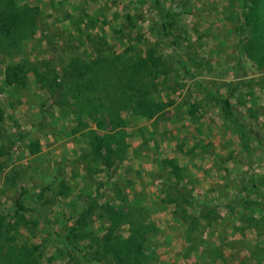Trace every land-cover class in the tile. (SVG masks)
Segmentation results:
<instances>
[{"label": "rangeland", "instance_id": "rangeland-1", "mask_svg": "<svg viewBox=\"0 0 264 264\" xmlns=\"http://www.w3.org/2000/svg\"><path fill=\"white\" fill-rule=\"evenodd\" d=\"M159 1L175 23L169 37L154 0H0V264H264V0ZM23 64L25 84L13 91L6 68ZM198 81L231 101L252 162L242 148L238 164L212 176L205 189L221 199L197 203V187H178L188 225L164 218L157 228L116 201L118 178L92 176L88 146L81 176L79 135L65 116L95 99L100 128L157 114V124L168 120L160 133H192L175 119L198 109L215 117ZM16 197L26 212H16Z\"/></svg>", "mask_w": 264, "mask_h": 264}, {"label": "crops", "instance_id": "crops-1", "mask_svg": "<svg viewBox=\"0 0 264 264\" xmlns=\"http://www.w3.org/2000/svg\"><path fill=\"white\" fill-rule=\"evenodd\" d=\"M193 102L196 101L193 99ZM182 109L185 110V107ZM205 112L204 109H198L196 113L186 114L185 121L175 119L176 124L190 122L192 133H160L163 132V123L168 120L157 124V114L151 115L149 120L140 126L127 124L122 128L116 126L113 130L98 127L95 124L97 121L89 124L83 115L70 113L65 117L72 118L71 133L79 135L81 152L76 161L83 172L81 176H85L87 169L82 163V151L85 152L83 149L88 146L89 153L93 156L92 163L95 165V171L91 175H104L106 180L118 178L122 182L120 187L123 197H116V201H122L131 209L145 211L146 219L152 218L155 220L153 225L160 228L164 218L178 225L180 224L177 222L183 218L185 226L188 225L183 213L189 208L183 203L181 195L172 194L168 187L176 186L181 190L190 186L197 187V203L203 200L212 201V198L219 197L215 191L205 189L214 186L212 176H219L240 162L242 147L237 134L225 133L227 122L217 107L214 109L215 117H210L212 112ZM131 115L136 119L143 117L142 114L132 111ZM213 128L217 129V133H211ZM88 132L90 140L86 141L84 136ZM95 150L106 155L112 154L113 151L120 152V156H106L105 159L95 153ZM170 162L175 166L176 172ZM216 182L222 184L219 179ZM203 190L204 193L201 192Z\"/></svg>", "mask_w": 264, "mask_h": 264}, {"label": "trees", "instance_id": "trees-1", "mask_svg": "<svg viewBox=\"0 0 264 264\" xmlns=\"http://www.w3.org/2000/svg\"><path fill=\"white\" fill-rule=\"evenodd\" d=\"M11 1L12 0H10V2ZM244 1H246V0H244ZM160 4L161 3H160L159 0H154V5H155V8L158 11V16H159V19L161 21V27H162L161 30L163 31V34L166 37H169L171 30L172 29H174V30L176 29L175 23H174V21H167L166 20L165 14L163 13V10L160 7ZM173 47H176V46L173 45ZM149 57H150V55H149ZM73 62L75 64H77V61L74 60ZM51 63L52 62H49L50 65H51ZM25 68H26L25 64H23V65H15L13 67L9 66V67L6 68V70H7L6 73H5L6 82H7L8 85L12 86L13 91H20L21 88L24 86L25 80H26ZM34 71H35V69H34ZM97 82H98V85H95L94 88L102 89L101 85H99V84H102V81L99 80ZM95 84H97V83H95ZM195 84H196V86L199 89L202 90V92L207 96V98L210 101H212L215 104V106L219 109V112H220V115L222 116V118L226 122L230 123L234 127V129L236 130L237 137H238V139H239V141L241 143V147L244 149V151H245V153L247 155L248 165L250 166V164L252 162V150H251V147H250V144H249L246 126L236 116L231 101L228 98L221 97V96L217 95L216 93H214V91L204 87V85H203V83L201 81H198ZM47 89H48V91H55L56 90L55 87L51 86V85H49ZM90 101H91V103H90L91 105H87L88 106L87 109L82 110L80 113H73V114L83 115L87 119L96 121L95 114H97V113L95 112V109H94V101H95V99H91ZM98 105L102 106L103 104L101 103V101H99ZM137 113H139V112H137ZM170 164L172 165L171 162H170ZM173 170H174V172H176V168H174ZM177 188L178 187H176V186L168 187V190L172 194H178L176 192ZM258 194H259V198L261 200V203L256 205V207L261 209L262 211H264V193L261 190H258ZM178 195H180V194H178ZM91 203L92 202L88 199L87 200V205H86V212L89 211L90 214H93L94 207L91 206ZM14 206H15L16 212H18V213L26 212V208L20 202V200H18L17 197L14 200Z\"/></svg>", "mask_w": 264, "mask_h": 264}]
</instances>
